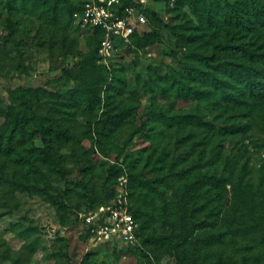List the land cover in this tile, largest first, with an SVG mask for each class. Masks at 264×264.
Here are the masks:
<instances>
[{
	"label": "rangeland",
	"instance_id": "374dc122",
	"mask_svg": "<svg viewBox=\"0 0 264 264\" xmlns=\"http://www.w3.org/2000/svg\"><path fill=\"white\" fill-rule=\"evenodd\" d=\"M4 1L0 0V137L17 127L13 114L23 111L18 90L29 94L54 130L50 156L44 153L50 146L46 138L34 137L43 156L40 163L26 156L29 163L23 165L16 153L0 154V264H215L221 258L239 264L246 254L264 253V191H250L244 202L233 190L245 175V161L250 174L243 185L259 182L264 114L250 118L247 100L233 108L218 102L225 101L221 94L229 99L221 91L235 87L233 81L220 88L210 78L208 85L201 82L204 75L217 71L215 63L234 56L229 48H218L220 41L234 36L227 15L218 14L223 28L208 15L215 3L228 6L236 0H202L204 5L197 8H176V0H144L163 21L155 22L161 39L146 46L124 39L105 62L103 83L98 80L101 74L89 77L92 92L80 76L83 64L89 65L85 59L93 49L92 31L72 22L70 38L77 44L69 50L63 31L31 13L16 23L14 17L21 11L8 9ZM176 79L185 82L184 92L173 84ZM191 86L211 91L200 97ZM111 123L112 128L106 126ZM35 125L32 121L21 126L16 138H29ZM228 126L237 133L221 135V128ZM204 174L229 181L217 205L197 186ZM122 176L131 208L138 205L132 199L135 182L157 194L147 214L151 224L142 229L146 217L137 218V243L119 237L99 241L86 217L117 199ZM20 178L31 182L34 190L18 184ZM51 195L59 202L49 199ZM203 221L223 229L222 243H205L206 236L198 239L209 229ZM149 233L164 239L146 244L143 237ZM197 241L203 247L195 250Z\"/></svg>",
	"mask_w": 264,
	"mask_h": 264
},
{
	"label": "trees",
	"instance_id": "16d2710c",
	"mask_svg": "<svg viewBox=\"0 0 264 264\" xmlns=\"http://www.w3.org/2000/svg\"><path fill=\"white\" fill-rule=\"evenodd\" d=\"M86 0H76L74 3H70L66 0L64 3H61L60 0H6L3 2L4 6L12 11H21L19 12V16L14 17L15 22L18 23L23 18L25 13L36 14L38 18L43 19L48 24L52 25L51 27L58 29L64 34L62 35L64 45L71 50L77 42L75 39L70 38V25L74 22V12L81 11L84 7V3ZM128 2H134L133 0H128ZM140 6L145 5L144 0H139L138 3L134 2ZM183 4H189L197 8L200 5H204L202 0H176L174 6L181 7ZM224 11L225 15H227L226 23L232 25V31H234V36L228 38L225 42L220 41L218 43V48H229V51L233 52V57L228 59L227 61H222L216 64L217 71L215 73H209L208 75H204V81L201 79L203 84L208 85L209 78L213 79L211 81L217 87L220 88L223 84H225L228 80L234 82L235 87L231 89H223L222 93H228L229 99L221 94L222 99L219 101H223L226 108L228 107H236L243 100H247L250 103L248 109L249 117H253L256 119L257 115L264 114V0H236L233 3H229L228 6L223 5L222 3H215L210 13L208 15V20L210 22H216L219 27H224L225 25L221 22L222 19L218 16V14ZM145 12L148 16V28H146L142 33L138 30H135L131 39H135L138 44L141 46H146L149 42L160 40L161 33L156 30L155 22L162 21L158 10L149 5L147 3ZM75 23V22H74ZM92 31V41H93V49L90 51L89 57L85 60L90 65L83 64V70L80 72V76L85 81L86 87L89 91H93L92 82L89 77H93L96 72V75H100L98 77L99 82H102L105 79V61L103 57L99 53V46L102 41V38L105 34V29L96 25L93 28H88ZM116 43V51L118 52L119 48L125 43L123 38H117L115 40ZM205 60H210L211 57L204 55ZM104 72V73H103ZM103 73V74H102ZM194 75H196L194 73ZM194 78H196L194 76ZM202 78V77H201ZM196 80V79H195ZM103 83V82H102ZM101 83V84H102ZM178 84V91L184 90L185 82H182L181 79H176L173 81V84ZM187 84V82H186ZM234 88V89H233ZM189 89L197 95V92L200 94V97L208 96L207 93L211 91V89H199L196 90L193 86L189 87ZM233 89V90H232ZM20 94V99L22 101L23 111H18L14 113L13 117L16 122L15 130L11 135L1 136L0 137V154L4 153H16L18 156V160L23 165H28V161L26 160V156L35 159L36 162L40 163L43 161V156L38 152L37 146L34 141V137L38 134H41L44 138H46L47 144L50 145L44 149V153L48 156L51 153V148H53V139L50 137L51 133L54 130L53 124L51 122L48 123L46 119L40 116L37 112V108L29 98V94L24 92L23 90H18ZM184 92V91H183ZM95 97L99 100L101 99V95L95 93ZM224 108V107H223ZM250 112V113H249ZM192 114H197L193 113ZM29 118H32L29 121ZM32 121H36V125L34 130L29 134V138H25L23 136L16 137L17 132L22 128H25L26 125ZM20 124H22L20 126ZM107 127H113L114 123L106 124ZM17 128V129H16ZM206 130H209L206 128ZM245 130V128L243 129ZM221 135H235L237 133L236 129H233V126H228L225 128H221ZM60 136V132L58 133ZM221 136L220 138H223ZM217 156L222 161V153L223 149L221 145H218ZM36 153L39 157H36ZM29 154V155H28ZM33 154V155H31ZM226 164L228 162L226 161ZM236 166V164H235ZM242 174L249 175L250 168L249 162L245 161L241 168ZM261 176L259 178V182L256 186L252 185L248 182L246 185H243L244 176L241 175L239 177V181L236 186L234 185L233 190L237 193V198L242 201L245 200V196L250 192L255 190L264 191V166L261 168ZM228 179L225 177H219L217 174L208 175L204 174L197 185L199 188L205 189V194L210 196L211 200L216 201L217 203L221 202L226 194L225 188L228 185ZM18 184L26 185L27 190L33 191L34 185H31V182L25 179H18ZM134 191H133V201H135L138 205L137 207L131 208L136 219L141 216L146 217V221L142 226V229L146 227V225L151 224V218L147 215L151 213L152 203L157 201L158 196L154 191L146 188L142 182L134 183ZM54 202H59V199L56 196L49 197ZM151 215V214H150ZM211 222V221H209ZM203 226H209V229L204 231L205 234H199V238H203L206 236L203 241L205 243H211L213 241H219L222 243L225 238L223 229L216 228L218 227L216 222L213 224H207V221H203ZM202 228V225H201ZM198 227L199 230H202ZM89 231L91 230L88 227ZM139 235V232H138ZM140 237V235H139ZM141 239V237L139 238ZM164 236L156 235L149 233L146 237H143V242L146 244H157L159 241H163ZM141 242V240H140ZM203 244L200 241L195 243V250L201 249ZM148 255V254H146ZM215 264H227L223 258L219 261V263ZM233 264V263H231ZM235 264V263H234ZM239 264H264V253H260L256 257L249 256L246 254Z\"/></svg>",
	"mask_w": 264,
	"mask_h": 264
},
{
	"label": "built area",
	"instance_id": "2783aa9c",
	"mask_svg": "<svg viewBox=\"0 0 264 264\" xmlns=\"http://www.w3.org/2000/svg\"><path fill=\"white\" fill-rule=\"evenodd\" d=\"M137 2L139 0H133ZM128 2V0H86L81 11L74 12V22L80 28H93L100 25L105 29L99 46V53L106 60L113 57L116 50L115 40H129L135 30L144 31L148 26L146 5ZM119 193L113 203L102 205L96 212L90 213L86 220L99 241L116 237L128 243L139 242L138 222L130 209L128 189L124 176L120 178Z\"/></svg>",
	"mask_w": 264,
	"mask_h": 264
}]
</instances>
